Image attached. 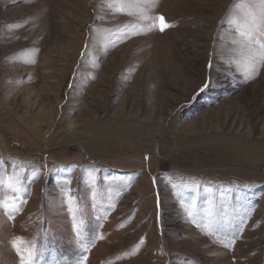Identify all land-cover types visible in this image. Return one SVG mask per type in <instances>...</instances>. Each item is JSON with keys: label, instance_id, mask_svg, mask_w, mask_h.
<instances>
[{"label": "rangeland", "instance_id": "1", "mask_svg": "<svg viewBox=\"0 0 264 264\" xmlns=\"http://www.w3.org/2000/svg\"><path fill=\"white\" fill-rule=\"evenodd\" d=\"M260 7L0 0V264H264Z\"/></svg>", "mask_w": 264, "mask_h": 264}, {"label": "snow or ice", "instance_id": "2", "mask_svg": "<svg viewBox=\"0 0 264 264\" xmlns=\"http://www.w3.org/2000/svg\"><path fill=\"white\" fill-rule=\"evenodd\" d=\"M247 2L249 3V6L253 8L257 3L261 6L259 20H257L255 12H252L245 18L243 23L236 20L233 22L237 23L236 31L239 33L241 40L243 41L242 47L247 53V61L254 67H258L260 64H264V0H247ZM159 19L161 20V31H163L167 25L163 24L162 17ZM257 24L260 26L257 27ZM207 87H209V83L206 82L204 88ZM201 91H203V88ZM189 215H192V213L189 212ZM13 247H16V245L13 244ZM34 259L35 257L29 252V259L22 260V264H34Z\"/></svg>", "mask_w": 264, "mask_h": 264}, {"label": "bare ground", "instance_id": "3", "mask_svg": "<svg viewBox=\"0 0 264 264\" xmlns=\"http://www.w3.org/2000/svg\"><path fill=\"white\" fill-rule=\"evenodd\" d=\"M69 125H70V128L72 130H74L76 128V125L74 123H72L71 121H69Z\"/></svg>", "mask_w": 264, "mask_h": 264}]
</instances>
